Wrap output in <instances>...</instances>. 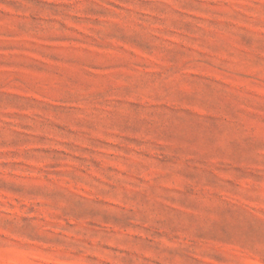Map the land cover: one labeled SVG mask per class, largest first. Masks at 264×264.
Here are the masks:
<instances>
[{
  "label": "rangeland",
  "instance_id": "rangeland-1",
  "mask_svg": "<svg viewBox=\"0 0 264 264\" xmlns=\"http://www.w3.org/2000/svg\"><path fill=\"white\" fill-rule=\"evenodd\" d=\"M0 264H264V0H0Z\"/></svg>",
  "mask_w": 264,
  "mask_h": 264
}]
</instances>
